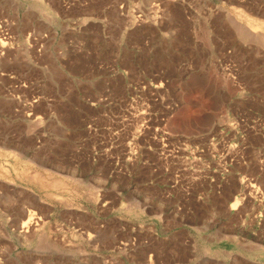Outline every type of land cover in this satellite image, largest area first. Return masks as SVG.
<instances>
[{
  "label": "rangeland",
  "instance_id": "1",
  "mask_svg": "<svg viewBox=\"0 0 264 264\" xmlns=\"http://www.w3.org/2000/svg\"><path fill=\"white\" fill-rule=\"evenodd\" d=\"M0 264H264V0H0Z\"/></svg>",
  "mask_w": 264,
  "mask_h": 264
},
{
  "label": "bare ground",
  "instance_id": "2",
  "mask_svg": "<svg viewBox=\"0 0 264 264\" xmlns=\"http://www.w3.org/2000/svg\"><path fill=\"white\" fill-rule=\"evenodd\" d=\"M29 222H30V220L28 219V220H26V222L24 223V225H28L29 224Z\"/></svg>",
  "mask_w": 264,
  "mask_h": 264
}]
</instances>
